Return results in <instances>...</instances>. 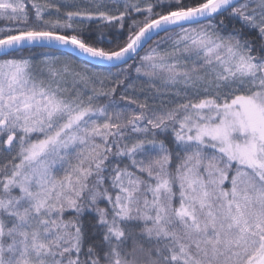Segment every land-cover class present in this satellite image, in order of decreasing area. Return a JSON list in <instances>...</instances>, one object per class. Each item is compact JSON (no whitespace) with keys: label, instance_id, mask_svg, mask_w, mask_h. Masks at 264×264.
<instances>
[{"label":"snow or ice","instance_id":"snow-or-ice-1","mask_svg":"<svg viewBox=\"0 0 264 264\" xmlns=\"http://www.w3.org/2000/svg\"><path fill=\"white\" fill-rule=\"evenodd\" d=\"M0 264H264V0H0Z\"/></svg>","mask_w":264,"mask_h":264}]
</instances>
